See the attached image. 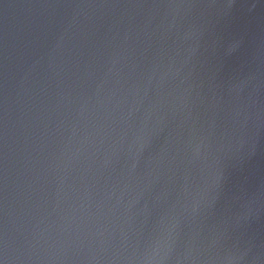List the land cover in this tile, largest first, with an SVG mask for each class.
I'll return each instance as SVG.
<instances>
[{
  "label": "water",
  "instance_id": "obj_1",
  "mask_svg": "<svg viewBox=\"0 0 264 264\" xmlns=\"http://www.w3.org/2000/svg\"><path fill=\"white\" fill-rule=\"evenodd\" d=\"M0 264H264V0H0Z\"/></svg>",
  "mask_w": 264,
  "mask_h": 264
}]
</instances>
